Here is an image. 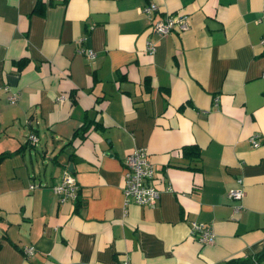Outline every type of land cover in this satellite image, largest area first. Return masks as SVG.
Returning a JSON list of instances; mask_svg holds the SVG:
<instances>
[{
  "label": "crops",
  "instance_id": "crops-1",
  "mask_svg": "<svg viewBox=\"0 0 264 264\" xmlns=\"http://www.w3.org/2000/svg\"><path fill=\"white\" fill-rule=\"evenodd\" d=\"M263 1L0 0V152L23 145L0 158V264H217L256 253ZM148 2L151 18L181 13L186 27L150 32ZM191 143L199 155L183 156ZM134 147L154 170L150 205L123 204L122 162ZM64 169L77 190L59 200L50 186ZM236 178L243 193L230 199ZM188 219L209 223L213 242L195 240Z\"/></svg>",
  "mask_w": 264,
  "mask_h": 264
},
{
  "label": "built area",
  "instance_id": "built-area-1",
  "mask_svg": "<svg viewBox=\"0 0 264 264\" xmlns=\"http://www.w3.org/2000/svg\"><path fill=\"white\" fill-rule=\"evenodd\" d=\"M140 11L143 15L151 16V13L156 11V5L153 2H148L142 5ZM262 12L264 13V1L262 4ZM148 29L150 32L164 35L168 33L172 28L177 27L183 29L186 27V15L181 13H167L157 18H149ZM260 43L264 44V34L261 36ZM144 48L147 52L152 53L154 46L149 39L145 40ZM84 51L85 55L92 58L94 52L91 49H79ZM264 73V72H263ZM3 89H7L6 85L2 86ZM7 101L13 102L16 99V92L10 91L6 96ZM26 124H30L29 120H25ZM257 134H250L248 140L252 146L257 145ZM36 140V135L31 131L26 135V141L33 143ZM123 171H122V198L123 204L133 202L138 205H150L153 204L158 197L159 189L154 182V170L151 162L147 157V151L144 147H134L127 152L123 157ZM235 186L226 190V196L230 199H239L243 191L240 184V178H236ZM51 190L58 196L59 200L67 198H75L76 185L66 169H64L60 175V178L51 184ZM233 212H237L238 206H232ZM187 227L190 235L202 244H210L214 240V232L209 223L201 222L193 219L187 220ZM24 255H29L32 252L31 245H24L20 248ZM115 264H129L128 259H121ZM251 264V263H249Z\"/></svg>",
  "mask_w": 264,
  "mask_h": 264
},
{
  "label": "trees",
  "instance_id": "trees-1",
  "mask_svg": "<svg viewBox=\"0 0 264 264\" xmlns=\"http://www.w3.org/2000/svg\"><path fill=\"white\" fill-rule=\"evenodd\" d=\"M262 47H263V51H264V44H261ZM16 62V65L19 67V63L20 65L23 63V58L20 57V59H18ZM89 121V120H88ZM87 125V124H86ZM86 125L82 124L80 126V129L76 132L73 131V136H77V137H80L84 131V129L86 128ZM70 142V141H69ZM30 143L28 141H26V145H29ZM20 146V147H19ZM17 148H15L14 150L12 151H3V152H0V158L4 155H7V154H10L14 151H18L20 148L23 147V145H19ZM22 146V147H21ZM182 150V154L183 156L185 157H190V158H193V157H197L199 155V149L198 147L191 143V144H185L182 146L181 148ZM77 190V188H76ZM264 256V244L262 245V247L256 252L254 253L253 255H250V256H244V257H231V258H228V259H224L222 260L221 262L217 263V264H256L258 260H260L262 257Z\"/></svg>",
  "mask_w": 264,
  "mask_h": 264
},
{
  "label": "water",
  "instance_id": "water-1",
  "mask_svg": "<svg viewBox=\"0 0 264 264\" xmlns=\"http://www.w3.org/2000/svg\"><path fill=\"white\" fill-rule=\"evenodd\" d=\"M69 165H71V164H70V163H68V166H67L68 168H69Z\"/></svg>",
  "mask_w": 264,
  "mask_h": 264
}]
</instances>
